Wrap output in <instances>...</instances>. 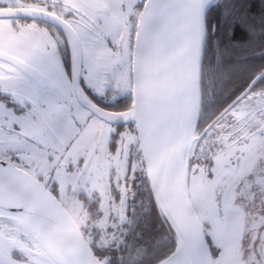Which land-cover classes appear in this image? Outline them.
Here are the masks:
<instances>
[{"label": "snow or ice", "instance_id": "obj_1", "mask_svg": "<svg viewBox=\"0 0 264 264\" xmlns=\"http://www.w3.org/2000/svg\"><path fill=\"white\" fill-rule=\"evenodd\" d=\"M234 7L0 0V264H264V65L208 22Z\"/></svg>", "mask_w": 264, "mask_h": 264}, {"label": "trees", "instance_id": "obj_2", "mask_svg": "<svg viewBox=\"0 0 264 264\" xmlns=\"http://www.w3.org/2000/svg\"><path fill=\"white\" fill-rule=\"evenodd\" d=\"M229 5H235L232 15L222 16L219 11L211 10L209 14V27L216 25L215 36L238 42L233 49L234 59L240 72L254 71L264 65V35H250L249 31L238 21L248 25H259L264 21V0H228ZM207 111V109H206Z\"/></svg>", "mask_w": 264, "mask_h": 264}, {"label": "water", "instance_id": "obj_3", "mask_svg": "<svg viewBox=\"0 0 264 264\" xmlns=\"http://www.w3.org/2000/svg\"><path fill=\"white\" fill-rule=\"evenodd\" d=\"M5 11H7V10H5ZM211 11V10H210Z\"/></svg>", "mask_w": 264, "mask_h": 264}]
</instances>
